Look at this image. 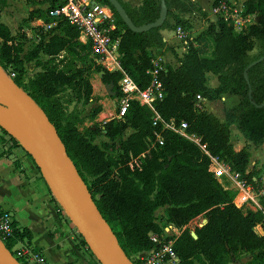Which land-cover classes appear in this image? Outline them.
<instances>
[{
  "label": "trees",
  "instance_id": "trees-1",
  "mask_svg": "<svg viewBox=\"0 0 264 264\" xmlns=\"http://www.w3.org/2000/svg\"><path fill=\"white\" fill-rule=\"evenodd\" d=\"M34 1L47 4L45 16H37L32 9L25 20L49 21L48 8L65 0ZM100 1L107 4L118 26L122 70L139 88H145L150 82L147 70L151 67L152 50L164 47L160 30L170 24L165 19L158 27L132 31L109 0ZM118 1L134 26L154 22L159 16V0H143L135 8ZM220 1L213 0V6ZM165 2L166 16L172 15L174 11L168 6V0ZM5 7L7 0H0V15ZM243 9L244 14L255 16V24L247 30L236 31L228 20L209 22L197 38L211 42L210 56L201 55L192 42L188 43L186 52L178 57L179 65L164 67L160 75L163 98L154 104L163 121L170 118L185 121L186 132L199 135L212 155L228 161L238 171H244L250 153L245 148L233 149L230 126L235 125L254 145L264 143V0H245ZM175 24L186 31L189 28L186 20L176 16ZM56 28L59 33L52 30L40 33L39 41L22 56V44L0 19V65L14 73L15 83L30 95L54 125L65 153L86 183L94 204L125 255L130 259L137 252L149 249L152 243L148 233H160L164 225L173 223L182 228L174 243L180 264H230L240 253L245 258L240 264H264V231L258 235L253 230L262 221V214L243 213L236 208L232 204L233 191L224 189L209 172V157L179 133L161 129V123L154 127L151 109L131 101L121 119L112 118L103 127L81 128L80 111L76 106L67 110L69 100L62 101L61 94L70 90L76 100L88 103L92 97L90 76L94 72L98 74L102 67L90 61V47L78 41L73 25L62 21ZM255 40L260 41L263 51L251 57L249 51ZM69 57L77 59L79 64ZM24 59L34 60L40 68L26 83L23 82ZM206 72L217 76L216 87L206 85ZM120 77L121 72L107 71L101 77L103 84L114 85L115 95L111 98L119 95ZM226 93L236 94L240 99L235 106L226 109L224 121L195 105L197 94L205 100H216ZM100 111L99 105L91 117ZM128 128L132 131L124 137ZM155 128L160 131L163 144L156 143L151 148L148 139H153ZM99 134L107 141L96 144L94 140ZM0 144L4 148L0 155L13 158L11 150L20 148L35 161L20 140L1 125ZM13 161L18 167L17 159ZM159 207H164V225H160L154 215ZM200 215H204L207 222L194 227L196 238H193L187 224ZM12 226V238L6 242L8 249L18 241H30L31 233L26 227L19 226L15 220ZM81 241L87 246L83 238ZM94 264L100 263L95 259Z\"/></svg>",
  "mask_w": 264,
  "mask_h": 264
},
{
  "label": "built area",
  "instance_id": "built-area-1",
  "mask_svg": "<svg viewBox=\"0 0 264 264\" xmlns=\"http://www.w3.org/2000/svg\"><path fill=\"white\" fill-rule=\"evenodd\" d=\"M213 10L215 14L220 15V20L230 21L236 31L245 30L242 27L241 14L236 11V6L230 1H220ZM46 15L49 21H39L43 32L54 29L59 22H68L76 28L78 41L89 45V59L92 63L101 66L104 72H121L118 80L119 95L110 97L113 113H108L109 119H121L131 101L151 109L154 127L161 123V129L179 133L198 145L209 157V172L224 189L233 191L232 204L236 208L243 213L253 211L262 214V221L253 228L256 234L261 235L263 233L261 229L264 231V163L251 161L249 158L244 171H238L232 168L228 161L218 155H212L199 135L186 132L187 123L185 121H177L174 118L168 121L161 119L154 109V104L163 98V84L160 75L165 66L160 58L152 57L151 67L147 70L150 82L145 88H139L134 80L122 70L120 63L122 54L119 51L120 34H118L114 16L108 11L107 4L100 0H65L60 5L48 8ZM175 33L185 42L187 41L188 34L182 26H176ZM9 75L13 77L14 73ZM195 99L196 107H199L204 100L200 94H197ZM104 118L108 117L105 115ZM153 132V139H148L151 148L155 147L156 143L163 144L160 131L155 128ZM141 156L143 157L144 154L142 153ZM58 211L67 217L59 203ZM13 221L11 211L0 206V240L5 247L6 242L10 241L13 235ZM181 230L182 228L175 224L167 223L160 233L149 232L148 238L152 246L132 255L130 260L133 264H180V257L174 248V243ZM78 235L81 236L79 232ZM86 247L88 249V246ZM8 251L18 264H52L40 249L25 240L11 244Z\"/></svg>",
  "mask_w": 264,
  "mask_h": 264
},
{
  "label": "crops",
  "instance_id": "crops-1",
  "mask_svg": "<svg viewBox=\"0 0 264 264\" xmlns=\"http://www.w3.org/2000/svg\"><path fill=\"white\" fill-rule=\"evenodd\" d=\"M22 1L24 0H7V7L1 12L0 19L3 18L6 23L15 21L17 4ZM142 1L122 0L130 8L140 6ZM190 1L198 2L199 5L193 4V6L200 10V15L195 13L183 17L174 12L165 18L170 27L160 30L164 47L154 48L152 52L153 57L160 58L164 66H178V57L186 52L190 42L193 43L201 55L210 56L211 54V42L205 38H197V36L207 28L209 22L216 23L219 19L213 10V0H211L212 13L204 7L201 0ZM229 1L236 6V11L241 14L242 27L245 30L255 24V16L243 13V2L245 0ZM24 5L31 6L29 10L35 7L30 4ZM202 12L205 13L206 18H203ZM175 16L186 20L189 25L186 42L177 36L174 31L176 29ZM205 19H208V22ZM40 20L44 19L34 18L33 27L37 31L28 35V39L34 43L39 41L40 33L46 34L48 32H43L41 26H39ZM52 31L53 33H59V29L56 27ZM209 78H211L210 84L208 83ZM206 85L210 88L216 87L218 85L217 76L211 72H206ZM239 99L240 97L236 94L226 93L216 100L204 99L201 104L204 109L214 113L220 121H224L226 109L235 106ZM218 100L223 102L218 111L209 107L210 104H214ZM232 130H235V135H231ZM230 142L236 150L245 148L250 153L249 158L251 161L264 163V156L254 154L255 152L264 151V143L258 146L254 145L245 139L233 124L230 126ZM246 144H248L247 148ZM2 150L4 148L0 144V152ZM11 152L13 158L0 155V206L11 211L19 226L26 227L30 231L31 238L29 242L40 249L50 263L94 264L95 259L92 253L81 241L74 224L58 211V201L54 196L51 185L36 161L27 156L20 148H13ZM14 158L18 161V167L14 165Z\"/></svg>",
  "mask_w": 264,
  "mask_h": 264
},
{
  "label": "water",
  "instance_id": "water-1",
  "mask_svg": "<svg viewBox=\"0 0 264 264\" xmlns=\"http://www.w3.org/2000/svg\"><path fill=\"white\" fill-rule=\"evenodd\" d=\"M159 1L158 18L154 22L134 26L119 1L109 0L128 28L137 32L158 27L165 20L166 2ZM9 74V71L0 65V98L10 107L19 122L34 155L24 148L33 155L38 167L48 179L54 196L66 216L74 224L100 264H133L119 246L112 229L94 204L86 183L65 153L54 125ZM103 74L104 71L98 73L100 79ZM104 87L110 97L115 95L113 83H106ZM206 222L207 219L199 227ZM191 235L196 238L194 231H191ZM0 264H18L1 240Z\"/></svg>",
  "mask_w": 264,
  "mask_h": 264
},
{
  "label": "rangeland",
  "instance_id": "rangeland-1",
  "mask_svg": "<svg viewBox=\"0 0 264 264\" xmlns=\"http://www.w3.org/2000/svg\"><path fill=\"white\" fill-rule=\"evenodd\" d=\"M201 1L204 7H206V9L212 13L211 0H201ZM234 1H237V0H234ZM24 4L26 5L30 4L32 6H35L32 9L36 11L37 16L39 15L45 16V9L47 7V4H40L34 0H24L20 2L19 4H17V15L15 17V21L11 23L9 22L6 23L5 20H3V18L1 19L2 22H4L10 28L12 34L16 35L19 42L22 44L23 46L22 56L25 55L29 50H31L35 44L34 42H32V40L28 39L29 33L31 32L34 33L37 31V29L33 27L34 18L30 20H25L26 19L25 17L28 16V11L31 8V6L30 7L25 6ZM193 4L199 5L198 2L190 1V0H168V6H170V8L177 15L179 14L183 17L185 16L188 17L190 16V14H195V13L200 15V11L198 10V8L196 9V6H193ZM216 16H218V18L220 19L219 14H216ZM203 18H206V17L203 15ZM168 19L171 21L170 17H168ZM205 20L206 22H208V19H205ZM262 51H263V48L260 47V41L255 40L254 47L251 51H249V55L252 57V56L259 54ZM41 58L44 59L45 57L41 55ZM69 59L74 60L75 64H79V61L77 59H74L73 57H69ZM23 65L25 68V73L23 74V82L26 83L30 77H32L37 71L40 70V68L36 66L34 60L24 59ZM210 80L211 78H209V81H208L209 84H210ZM90 82L92 85V97H91V100L86 104H82L81 101L76 100V98L73 96L70 90H66L65 92L61 94L62 101L69 100V103L66 104L67 110H71L74 106H76L77 109L80 111L81 117L83 119L81 128L88 127L91 125H96L97 127H103V124L106 121L110 120L108 113H113V105L111 103V98L107 94L104 84L102 83L97 73L94 72L91 74ZM1 105L7 107L5 103H1ZM99 105L101 106V111L92 118L91 113ZM222 105H223V102L218 100L216 101V103L210 104L209 107L214 108L218 111V109H220ZM199 108H203L202 104H200ZM105 115L108 118H104ZM131 131L132 130L130 128L126 129L124 132V137L127 136ZM231 135H235V130H232ZM102 141H107V139L105 136L101 134H99L94 140L96 144H100ZM247 146L248 144H246V148ZM254 154L264 156V151L255 152ZM11 156L14 157L13 154ZM154 215H155L156 221L160 225L165 224L166 218H165L164 207H159L154 212ZM205 219L206 218L204 215L197 216L194 219L189 221V223L187 224V227L191 231H193L194 227L202 224ZM94 259H96L95 256H94ZM244 261H245L244 254L240 253L237 258H233V261L230 262V264H240V263H243Z\"/></svg>",
  "mask_w": 264,
  "mask_h": 264
},
{
  "label": "bare ground",
  "instance_id": "bare-ground-1",
  "mask_svg": "<svg viewBox=\"0 0 264 264\" xmlns=\"http://www.w3.org/2000/svg\"><path fill=\"white\" fill-rule=\"evenodd\" d=\"M1 103H4L2 99L0 100V125L7 129L11 134L15 135L23 146L34 155L31 145L10 107L6 103L7 107L1 105Z\"/></svg>",
  "mask_w": 264,
  "mask_h": 264
}]
</instances>
